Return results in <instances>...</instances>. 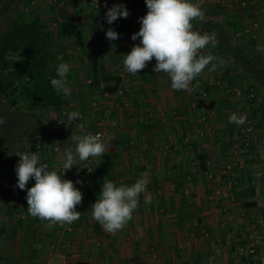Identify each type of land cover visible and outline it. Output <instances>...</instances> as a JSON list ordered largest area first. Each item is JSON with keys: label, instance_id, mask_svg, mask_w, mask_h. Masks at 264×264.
Wrapping results in <instances>:
<instances>
[{"label": "crops", "instance_id": "0c3cea01", "mask_svg": "<svg viewBox=\"0 0 264 264\" xmlns=\"http://www.w3.org/2000/svg\"><path fill=\"white\" fill-rule=\"evenodd\" d=\"M225 1L231 4L203 0L205 19L192 22L195 31L215 33L218 44H209L202 52L216 56L214 62L222 66L211 71L209 65L188 91L173 90L166 74L154 73L155 59L136 75L123 66L122 54L140 43L131 36L139 31V19L148 9L135 12L131 0H124L129 16L109 26L108 7L100 5L87 12L86 3L73 1L66 17L82 30L84 44L79 45L74 37L63 38L60 57L70 65L67 80L73 99L69 104L72 111L85 115L89 133L98 110L91 102L97 100L109 108L112 139L103 157L94 158L92 170L76 169L72 177L62 175L83 196L76 207L81 216L71 232H63L60 225L49 227L46 220L29 215L27 193L17 187L16 171L9 172L6 182L0 183V264H45L52 246L62 239L72 244L67 264H248L252 257L241 255L238 248L252 241L261 245L254 261L264 262V193L256 178L246 177L243 183L241 177L250 171L258 175L250 167L255 156L235 147L246 121L240 125L228 122L232 113L248 118L252 112L245 98L250 86V65L245 60L250 61V38L255 34L245 29L258 20L256 40L264 43V0ZM109 28L119 34L118 39L106 38ZM87 50L97 56L96 70ZM117 76V87H126L123 96L104 89ZM242 78L248 80L245 89L240 88ZM69 146L75 144L71 141ZM40 154L41 163L63 173L60 151ZM233 162L240 165L242 184L211 199L208 193L217 184L205 180V172ZM144 171L150 172L147 192L153 196L152 203H145L142 193L126 228L116 234L105 232L91 215L103 181L130 186ZM34 183L30 180L27 187ZM58 252L54 251L51 264H59Z\"/></svg>", "mask_w": 264, "mask_h": 264}, {"label": "clouds", "instance_id": "9594fccd", "mask_svg": "<svg viewBox=\"0 0 264 264\" xmlns=\"http://www.w3.org/2000/svg\"><path fill=\"white\" fill-rule=\"evenodd\" d=\"M202 2L203 0H145L148 11L139 19V31L131 36L133 41L139 38L140 43L133 45L128 54H122L125 70L136 75L155 59L156 63L152 69L154 73L166 74L173 90L188 91L192 82L209 65L211 71L222 66L214 62L217 60L216 56L202 52L209 44L212 47L218 44L215 33L194 30L192 22L205 19ZM105 15L107 23L111 25L118 18L126 19L129 11L123 4H115L107 8ZM118 37L119 34L112 28L107 30L106 38L109 41ZM111 48L115 49L116 45H111ZM57 60L61 62L55 69V77L50 80V85L58 95L67 97L71 95L67 86L70 65L63 62V57H57ZM65 116L67 121H60L69 125L82 119L77 111L66 112ZM246 119L245 115L232 113L228 122L240 125L245 123ZM4 122V119L0 118V124ZM69 139L75 147L69 146L63 150L62 174L50 170L47 163H41V154L38 151H21L15 154L19 157L15 168L17 187L27 193V212L34 218L46 220L49 227L71 225L80 219L81 213L76 207L82 203V193L72 180L62 179V175L77 165L78 160L84 162L89 158L103 157L112 137L109 135L105 139L100 133H87L72 134ZM149 177L150 172L144 171L130 186L117 185L107 179L103 181L98 198L91 205V215L105 232L116 234L126 228L138 209L142 193L146 194L145 203H152L153 196L147 192ZM33 179L34 185L27 187L28 182Z\"/></svg>", "mask_w": 264, "mask_h": 264}, {"label": "trees", "instance_id": "16d2710c", "mask_svg": "<svg viewBox=\"0 0 264 264\" xmlns=\"http://www.w3.org/2000/svg\"><path fill=\"white\" fill-rule=\"evenodd\" d=\"M30 1L0 0V118L5 121L0 124V183L8 165H13L15 160L9 158L7 152L27 149L28 138L24 140L19 135L17 138V134L32 128L27 119L30 116L42 121L52 119L53 112L59 116L71 101L70 95H58L50 85L58 65L50 50L52 37L42 27L40 13L24 12ZM56 22L61 37H74L79 45L84 44L83 32L72 18L58 13ZM86 56L96 70V54L87 50ZM245 61L250 65V78L264 87V55L257 53L250 61ZM114 78V84H108L105 90L116 91L120 78ZM251 87L255 85L250 84L247 90ZM33 135L48 137L39 129L33 131Z\"/></svg>", "mask_w": 264, "mask_h": 264}, {"label": "built area", "instance_id": "2783aa9c", "mask_svg": "<svg viewBox=\"0 0 264 264\" xmlns=\"http://www.w3.org/2000/svg\"><path fill=\"white\" fill-rule=\"evenodd\" d=\"M122 1L124 0H89L92 4L95 5H107L108 8L112 7L115 4H122ZM217 2L223 4V5H230L231 2L227 3L225 0H216ZM131 5L133 8V11L135 12H143L147 10L145 0H131ZM242 5H245V2H242ZM119 19V18H118ZM117 19V20H118ZM116 20V21H117ZM115 21V22H116ZM114 24V22L112 23ZM111 24V25H112ZM109 25V24H108ZM109 25V26H111ZM258 27V22L255 21L251 26L247 27L245 29L246 32H252L255 34L253 31H255ZM133 29L137 31V28L133 26ZM140 42V40H139ZM91 82V80H89ZM253 87L250 88L248 91V100L250 102L257 103L254 99V92H253ZM110 92H106L105 95H109ZM116 95L118 96H123L126 93V87H117L115 91ZM92 106H94L95 110L96 107H98V110L95 112L97 113L94 116V123H93V130L91 134H97L100 133L102 134V138H107V136L110 135L111 132V125L109 123V114H110V109L107 108L106 106H100L99 102L97 100H94L91 102ZM260 105V103H257ZM94 110V109H93ZM72 111V105L68 104L67 106L63 107V109L59 112L58 121L60 123H65L61 122L60 120L67 121V117L65 116L66 112H71ZM80 116L82 119L80 120H75L73 121L77 128L80 130L81 135L87 134L88 132V127L86 126L85 123V115L82 112H79ZM254 119L252 117H248L246 119V123L243 125L242 130H241V138L240 140L235 144L236 150L238 152L242 151L243 153H250L253 152V145L255 142V124H254ZM81 125L83 127H81ZM264 142V139H263ZM109 144V142H108ZM242 145V146H241ZM33 149L35 151H38L39 153L44 152V151H60V145L57 143V141H51L50 139L47 138H42L40 136H35L33 142H32ZM22 150H16L14 152L8 151L7 156L9 158H14V159H19L17 155H15L18 152H21ZM93 161L94 158H89L87 161L80 162L79 160L77 161V165H74L70 170H67L65 173L72 177L74 171L76 169L80 170H92L93 167ZM238 166L237 162L233 163H228L226 164L223 168H221V171L218 173L214 172H209L206 171V178L210 179V181L216 182V187L214 188L213 192L210 194V198L213 199L217 196H222L226 195L228 191H232L235 188V184L238 180ZM63 170V169H62ZM64 171V170H63ZM3 183V180L1 181ZM263 205H264V199H263ZM60 227L62 228L63 232H71L74 229V224L72 223L71 225H63ZM71 241L69 240H60L57 244L53 245L51 250H50V258L45 262V264H51V257L53 256V253L56 249L59 250L58 252V258H59V264H67L68 259L70 257V252H71ZM257 242L252 241L249 244L245 245H240L238 250L241 255H244L246 257H252L253 260L248 261V264H258L257 262L254 261L253 256L256 253L257 250Z\"/></svg>", "mask_w": 264, "mask_h": 264}, {"label": "rangeland", "instance_id": "374dc122", "mask_svg": "<svg viewBox=\"0 0 264 264\" xmlns=\"http://www.w3.org/2000/svg\"><path fill=\"white\" fill-rule=\"evenodd\" d=\"M74 0H31L26 6L27 8H25V13L31 12L32 10L34 12H38L41 14V25L44 28V30H48L51 33V37H52V42H51V51L53 56H55V61L56 63H60L61 61L57 60V57H60L61 55V51L63 48H65L64 45V40L63 37H61L59 30H58V24L56 22V16L58 17V13H60L62 15V17H66L70 14V9H71V5L73 4ZM84 3L87 4L89 11L87 12H93L95 11V9H97L99 5H95L92 4L91 2H89V0H80ZM90 8H94V9H90ZM86 12V10L84 11ZM258 22V27L255 31H253L255 33V36L252 37L251 34V38H250V59L252 58V56L256 55L257 53H262V50H264V43L259 44V41L256 40V36L258 35V28H260V23L258 20H256ZM255 22V21H254ZM252 22V24L254 23ZM260 36V35H259ZM261 41V40H260ZM263 42V41H262ZM258 45H262L261 47H258ZM262 49V50H259ZM243 82L242 84L246 82H248L247 78H242ZM241 79H239L240 83ZM244 83L243 87L240 88H247L246 84ZM250 84L255 85L253 92H254V99L257 100V103H260V105H258L257 103L254 104V102H250V108L252 110V114L250 113V117H252L254 119V124H255V129H256V133H255V142L253 145V155L255 156L253 161H250V167L251 165L254 166V171L257 172V176H254V173L252 174V171H250V173L246 174H242V182L244 183L246 181V177L247 178H251L254 177L256 178L255 180H257V183L259 186L262 187V193H264V87H262L260 84L257 85L256 81H253L250 78ZM238 86V85H237ZM240 86V85H239ZM239 88V89H240ZM248 94H245V98H247ZM73 98H71L72 100ZM71 102V101H70ZM263 103V105H261ZM54 116V118H53ZM58 116L55 115V112H53L52 114V119L48 118V119H44L43 121L40 120L39 118H34L31 117L29 119H27L28 124L30 127H32L31 129H27L19 134H17V138L18 135L22 136L23 139H27L28 138V143H26V150H34L33 146H32V142L35 138V136L33 134V131L39 129L41 133L47 134V139L50 140H54L57 141V143L60 145V153H63V150L67 147H69V143L71 142V139H69L71 137L72 134L74 133H79L80 130L77 128V126L75 125L74 122H72L70 125L66 124V123H60L58 121ZM53 120L55 121L53 123ZM262 122V124H259V122ZM66 122V121H65ZM259 128V129H258ZM263 128V130L261 129ZM88 132V131H87ZM89 133V132H88ZM37 137V136H36ZM12 151V150H11ZM34 152H36L34 150ZM63 157V156H62ZM251 159V158H250ZM19 159H15L13 162V165H8V170L6 171V175L3 178V182H6V178L9 174V172H14L16 165L18 163ZM260 161V162H259ZM221 170H216V171H209V172H214L215 174L218 173ZM11 172V173H12ZM204 176H206V174H204ZM203 176V177H204ZM240 176V174L238 175ZM250 176V177H249ZM258 176L260 178H258ZM241 177L235 184V186H240L242 184L241 182ZM210 180L208 178L205 177V180ZM258 179H261L260 183L258 181ZM209 183V182H207ZM209 185L211 186V184L209 183ZM236 187L234 188L236 190ZM233 189V190H234ZM211 193H208V196ZM264 195V194H262ZM214 199V198H213ZM211 200V199H210ZM213 201V200H212ZM258 227V226H257ZM208 231V230H207ZM261 246L260 244H257V248L259 249ZM258 264H264V262L262 261L261 263L259 262Z\"/></svg>", "mask_w": 264, "mask_h": 264}]
</instances>
